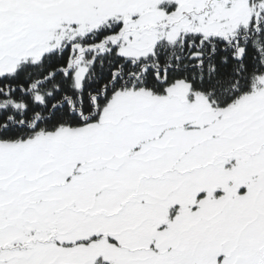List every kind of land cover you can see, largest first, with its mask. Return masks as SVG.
<instances>
[{
	"label": "snow or ice",
	"instance_id": "obj_1",
	"mask_svg": "<svg viewBox=\"0 0 264 264\" xmlns=\"http://www.w3.org/2000/svg\"><path fill=\"white\" fill-rule=\"evenodd\" d=\"M0 264H264V0H0Z\"/></svg>",
	"mask_w": 264,
	"mask_h": 264
}]
</instances>
